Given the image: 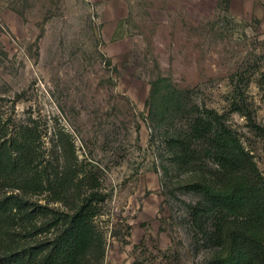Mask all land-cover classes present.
Listing matches in <instances>:
<instances>
[{
	"label": "rangeland",
	"instance_id": "1",
	"mask_svg": "<svg viewBox=\"0 0 264 264\" xmlns=\"http://www.w3.org/2000/svg\"><path fill=\"white\" fill-rule=\"evenodd\" d=\"M157 79L225 114L264 177V0H0V97L106 168L103 264L206 261L185 220L199 196L165 195L147 151ZM240 91L261 130L230 112Z\"/></svg>",
	"mask_w": 264,
	"mask_h": 264
},
{
	"label": "trees",
	"instance_id": "2",
	"mask_svg": "<svg viewBox=\"0 0 264 264\" xmlns=\"http://www.w3.org/2000/svg\"><path fill=\"white\" fill-rule=\"evenodd\" d=\"M238 96L230 112L261 130ZM15 99L0 97L10 103L0 111V264H103L105 166L93 150L80 158L64 127L30 112L16 120ZM146 107L165 195L199 196L185 220L205 264H264V177L226 115L165 79L151 83Z\"/></svg>",
	"mask_w": 264,
	"mask_h": 264
}]
</instances>
